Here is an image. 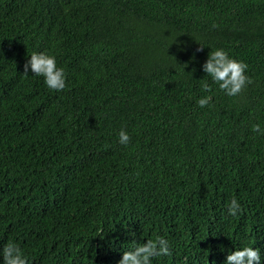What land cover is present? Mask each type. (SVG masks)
Instances as JSON below:
<instances>
[{"label": "trees", "instance_id": "1", "mask_svg": "<svg viewBox=\"0 0 264 264\" xmlns=\"http://www.w3.org/2000/svg\"><path fill=\"white\" fill-rule=\"evenodd\" d=\"M215 49L248 65L237 96L203 71ZM34 52L65 70L63 91L23 75ZM254 124L264 130V0H0V249L118 264L162 236L172 254L152 264H225L249 246L264 264Z\"/></svg>", "mask_w": 264, "mask_h": 264}, {"label": "clouds", "instance_id": "2", "mask_svg": "<svg viewBox=\"0 0 264 264\" xmlns=\"http://www.w3.org/2000/svg\"><path fill=\"white\" fill-rule=\"evenodd\" d=\"M216 27L218 26L214 24L213 28ZM203 48L201 46L196 51L200 52ZM202 68L207 76H210L212 81L219 86V89L230 97L239 95L248 84L252 83V80L246 75L248 65L230 58L223 49L212 50ZM29 72L38 77L42 76L44 83L52 91H63L67 86L65 70L57 67L56 58L52 55L32 53L30 59L24 64L23 75L27 76ZM202 89L206 92L212 90L207 83L202 85ZM211 100V96L202 97L197 101V105L199 107L208 106ZM252 131L264 134V130L260 128L259 124H254ZM118 142L123 146H127L131 142L126 130H120ZM240 211L241 205L233 198L228 205V214L235 217ZM171 254L168 240L162 236H157L155 239H148L146 242L135 244L132 250L123 253L118 264H152L153 258L170 256ZM0 257L3 259V264H28L22 249L11 241L0 249ZM225 264H261L260 249L249 246L230 251Z\"/></svg>", "mask_w": 264, "mask_h": 264}]
</instances>
